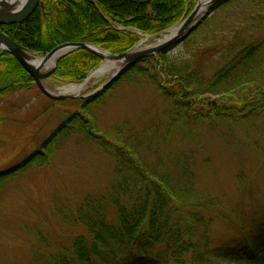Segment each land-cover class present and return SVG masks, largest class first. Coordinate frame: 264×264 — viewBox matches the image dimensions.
Listing matches in <instances>:
<instances>
[{
	"label": "rangeland",
	"instance_id": "obj_1",
	"mask_svg": "<svg viewBox=\"0 0 264 264\" xmlns=\"http://www.w3.org/2000/svg\"><path fill=\"white\" fill-rule=\"evenodd\" d=\"M198 1L191 2L181 20ZM39 5L43 6V0ZM202 15L203 21L181 43L166 50L176 71L171 77L164 74L163 83L178 80L184 69L206 83L237 51L264 39V0H233L216 10L208 5ZM69 19L76 21L80 16ZM155 43L145 40L139 49ZM26 49L36 57L47 55ZM154 58L161 71L165 62L158 54ZM56 69L43 80L53 89L83 84L91 74L69 81L57 78ZM123 72L109 84L117 82L111 92L91 107L111 146H102L83 132L73 133L60 140L48 164L29 166L0 185V264H50V256L57 251H71L75 237L85 231L76 218L89 198L109 207L110 214L114 200L133 201L142 187L122 165L118 147L126 160H141L148 170L167 174L175 218L188 220L194 211L206 216L216 243L231 242L264 219V113L240 122L198 119L201 107L180 112L155 83L134 74L122 78ZM105 80L92 81L84 95ZM245 81L249 83L244 87L232 84L231 90L203 94L200 101L210 98L228 107L240 106L264 85V49ZM34 82L29 89L0 93V171L23 161L76 108L74 98H49ZM261 258L239 260L224 255L216 261L264 264Z\"/></svg>",
	"mask_w": 264,
	"mask_h": 264
},
{
	"label": "trees",
	"instance_id": "obj_2",
	"mask_svg": "<svg viewBox=\"0 0 264 264\" xmlns=\"http://www.w3.org/2000/svg\"><path fill=\"white\" fill-rule=\"evenodd\" d=\"M193 1L43 0V6L35 7L27 16L1 22L0 29L24 47L43 54L67 42L93 43L109 53L119 54L140 41L142 37L137 31L156 35L172 27L186 15ZM230 1L233 0H224L210 9H219ZM75 14H79V20L69 19ZM263 49L264 39L237 51L206 83L189 75L186 69L178 73V80L163 83L164 74L173 76L176 67L167 59L166 50L158 54L165 62L161 71L156 67L158 62L154 56H150L128 66L122 78L134 74L149 79L185 114L201 107L203 113L197 115L198 119L220 117L234 122L246 121L264 113V85L253 90L240 106L228 107L210 98L200 101V97L231 90L229 85L232 84L247 85L246 73ZM101 61L98 55L78 49L58 61L55 75L63 80L81 81ZM116 83L94 96L73 99L75 110L39 147L17 165L0 171V185L29 166L48 164L60 140L73 133L83 132L102 146H111L108 135L97 125L91 107L103 100ZM34 84L32 76L11 53L0 52V93L29 89ZM121 149L116 148L122 165L128 167L143 191L136 185L138 193L128 204L114 200L113 214L109 207L93 198L87 199L76 218V223L85 231L75 237L71 251L64 248L50 256V264H220L216 259L224 255L239 260L263 255L264 262V219L243 236L231 242L216 243L210 236L206 216L194 211L188 220L175 218L167 174L158 175L148 170L141 160L133 161L130 157L131 161L126 160Z\"/></svg>",
	"mask_w": 264,
	"mask_h": 264
},
{
	"label": "water",
	"instance_id": "obj_3",
	"mask_svg": "<svg viewBox=\"0 0 264 264\" xmlns=\"http://www.w3.org/2000/svg\"><path fill=\"white\" fill-rule=\"evenodd\" d=\"M42 0H21L18 2H1L0 3V23L7 22L11 20H18L25 16H27L35 7H37ZM224 0H208L207 6L215 5L220 3ZM205 9L202 6L201 0L195 5L191 13L181 20L179 23L174 25L173 27L169 28L168 30L164 31L161 34L155 36H148L147 39H155L164 34H168L166 38L160 39L158 43L153 45H149L145 48L139 49L140 45L143 43L142 40L140 41L134 48L131 50L119 53V54H112L109 53L102 48L87 42H67L63 43L56 48H54L51 52L47 53L46 57L52 55H58V59L54 66L44 72H40V67L34 66L30 59L28 58V50L18 43L14 37L6 34L2 30H0V49L3 51H8L14 55V57L19 61V63L23 66V68L33 77L36 83L39 85L40 90L48 96L49 98L53 99H72V98H87L94 96L101 91H103L112 81L118 79L119 75L123 70H125L128 66L136 63L137 61L150 57L155 56L160 52L167 50L168 48L181 43L205 18V15H202V12ZM210 11V10H209ZM175 33H170L172 30L176 29ZM78 49H85L88 50L96 55H98L104 62H109L111 64H120L121 70L116 73L115 75L111 76L110 79L102 83L97 89L90 93H86L85 95H74V96H59L53 94L49 90H46L41 81L50 77L55 69L57 68L58 61L63 58L64 56L78 50ZM103 62V63H104ZM102 63V64H103ZM101 64V65H102ZM100 65V66H101ZM100 66L94 69L92 72H95ZM91 72V73H92ZM88 78V77H87ZM84 80V82L87 80Z\"/></svg>",
	"mask_w": 264,
	"mask_h": 264
},
{
	"label": "bare ground",
	"instance_id": "obj_4",
	"mask_svg": "<svg viewBox=\"0 0 264 264\" xmlns=\"http://www.w3.org/2000/svg\"><path fill=\"white\" fill-rule=\"evenodd\" d=\"M4 1H6V2H14V1L18 2L21 0H0V3L4 2ZM201 2H202L203 8L205 9L207 7L208 0H201ZM176 30H177V28L172 30L170 33L171 34L175 33ZM137 32L141 37H144V39L146 41L155 40L156 43H158L160 39L166 38V36L168 35V34H164L161 36V38L147 39V34H144L140 31H137ZM28 58L30 59V62L34 66L40 67L41 73H44V72L50 70L54 66V64L56 63V61L58 59V55H52V56H48V57H36L32 53H28ZM120 70H121L120 64H111L109 62H104L95 72H92L89 75V77L87 78V80L83 84L69 83L66 85L59 86V87L54 88V89L51 88L50 86H48L46 84V82L43 80L41 81V84L46 90H49L53 94H56L59 96L84 95L85 91L87 90V88L89 87V85L92 81L105 79V78H106L105 81H107L108 79H110L111 76L115 75Z\"/></svg>",
	"mask_w": 264,
	"mask_h": 264
}]
</instances>
